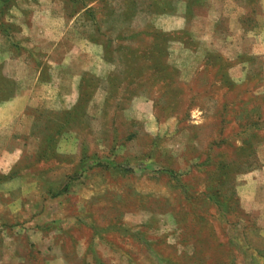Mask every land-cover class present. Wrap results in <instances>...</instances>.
Here are the masks:
<instances>
[{
  "label": "rangeland",
  "instance_id": "obj_1",
  "mask_svg": "<svg viewBox=\"0 0 264 264\" xmlns=\"http://www.w3.org/2000/svg\"><path fill=\"white\" fill-rule=\"evenodd\" d=\"M261 1L0 0V264H264Z\"/></svg>",
  "mask_w": 264,
  "mask_h": 264
},
{
  "label": "crops",
  "instance_id": "obj_2",
  "mask_svg": "<svg viewBox=\"0 0 264 264\" xmlns=\"http://www.w3.org/2000/svg\"><path fill=\"white\" fill-rule=\"evenodd\" d=\"M261 2H264V1H261ZM237 26H238V28L236 27L235 30H236V32H238L241 35L260 36V35L264 34V27L262 25L260 26L258 19L255 20V28L245 30L244 27H242L238 24H237ZM262 44H263V42H262ZM258 48H259L258 51H256V53L255 52L254 53L259 54V51H261L262 55H264V45H261Z\"/></svg>",
  "mask_w": 264,
  "mask_h": 264
}]
</instances>
